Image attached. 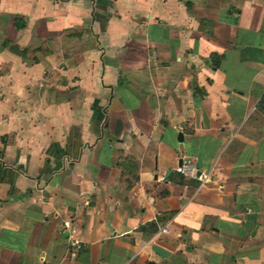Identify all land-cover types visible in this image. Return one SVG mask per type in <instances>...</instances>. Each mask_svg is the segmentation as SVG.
I'll use <instances>...</instances> for the list:
<instances>
[{
    "label": "crops",
    "instance_id": "0c3cea01",
    "mask_svg": "<svg viewBox=\"0 0 264 264\" xmlns=\"http://www.w3.org/2000/svg\"><path fill=\"white\" fill-rule=\"evenodd\" d=\"M263 100L264 0H0V264H264Z\"/></svg>",
    "mask_w": 264,
    "mask_h": 264
},
{
    "label": "built area",
    "instance_id": "2783aa9c",
    "mask_svg": "<svg viewBox=\"0 0 264 264\" xmlns=\"http://www.w3.org/2000/svg\"><path fill=\"white\" fill-rule=\"evenodd\" d=\"M176 172L183 174L185 176L196 177L201 181L209 180L208 176L197 175V169L195 164L189 158H183L175 167ZM63 230H66L68 235V240L73 250L77 251L80 248V241L73 238V234L76 229L71 225V221L65 222L63 225ZM164 232H167V229H163Z\"/></svg>",
    "mask_w": 264,
    "mask_h": 264
},
{
    "label": "trees",
    "instance_id": "16d2710c",
    "mask_svg": "<svg viewBox=\"0 0 264 264\" xmlns=\"http://www.w3.org/2000/svg\"><path fill=\"white\" fill-rule=\"evenodd\" d=\"M217 64V62H215V65ZM263 104H264V100H263V102H262Z\"/></svg>",
    "mask_w": 264,
    "mask_h": 264
}]
</instances>
